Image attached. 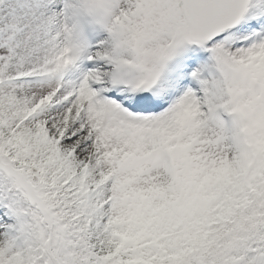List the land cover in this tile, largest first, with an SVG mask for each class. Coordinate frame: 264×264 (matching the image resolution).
Segmentation results:
<instances>
[{
	"label": "snow or ice",
	"instance_id": "6c2138e0",
	"mask_svg": "<svg viewBox=\"0 0 264 264\" xmlns=\"http://www.w3.org/2000/svg\"><path fill=\"white\" fill-rule=\"evenodd\" d=\"M0 264H264V0H0Z\"/></svg>",
	"mask_w": 264,
	"mask_h": 264
}]
</instances>
